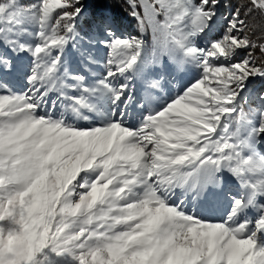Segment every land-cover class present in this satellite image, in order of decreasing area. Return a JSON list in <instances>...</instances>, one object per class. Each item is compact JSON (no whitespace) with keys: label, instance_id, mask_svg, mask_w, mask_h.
<instances>
[{"label":"snow or ice","instance_id":"snow-or-ice-1","mask_svg":"<svg viewBox=\"0 0 264 264\" xmlns=\"http://www.w3.org/2000/svg\"><path fill=\"white\" fill-rule=\"evenodd\" d=\"M123 3L0 0V264H264V0Z\"/></svg>","mask_w":264,"mask_h":264},{"label":"trees","instance_id":"trees-1","mask_svg":"<svg viewBox=\"0 0 264 264\" xmlns=\"http://www.w3.org/2000/svg\"><path fill=\"white\" fill-rule=\"evenodd\" d=\"M82 3L85 9V16L81 18L82 21L103 13L114 18L119 28H126L128 32L135 31V22L128 16L123 0H82ZM225 3H228V0H225ZM232 3L242 4L244 0H232ZM250 23L254 24L257 36L264 35V18L258 16L250 18ZM253 54L257 57L260 55L259 52ZM254 83L259 84V87H264V81Z\"/></svg>","mask_w":264,"mask_h":264},{"label":"rangeland","instance_id":"rangeland-1","mask_svg":"<svg viewBox=\"0 0 264 264\" xmlns=\"http://www.w3.org/2000/svg\"><path fill=\"white\" fill-rule=\"evenodd\" d=\"M225 4H227V3H225ZM221 13L222 14H224L225 13V9L224 8H222L221 9ZM226 14V13H225ZM117 31L120 33V34H126L128 31L126 30V28H119L118 26H117ZM195 74L193 73V76H194ZM191 77H189V78H186L184 81H177L176 83H174V84H165L164 85V90H163V93L162 94H164V92L166 91L167 93L168 92H170L171 90H173V89H177V90H179V89H181L183 86H184V84H186L187 83V79H190ZM177 86H180L179 88L177 87ZM176 93H174L173 95H175ZM167 96H171V94H169L168 93V95ZM164 99V98H163ZM163 99H161V101L163 100ZM166 99V98H165ZM260 150L261 151H264V144H262L261 145V148H260ZM198 205V204H197ZM190 209V208H189ZM191 210H193V209H191ZM195 210V209H194ZM219 211V209H216V208H212V209H210L208 206H206V205H203V204H199V207H198V209L196 210V211H199L202 215H210V214H214V212L215 211Z\"/></svg>","mask_w":264,"mask_h":264},{"label":"bare ground","instance_id":"bare-ground-1","mask_svg":"<svg viewBox=\"0 0 264 264\" xmlns=\"http://www.w3.org/2000/svg\"><path fill=\"white\" fill-rule=\"evenodd\" d=\"M226 14H227V13H226ZM226 14H225V15H226ZM221 22H222V21H221ZM99 55H100L101 58L104 56V52H103V50H99ZM258 85H259V84H256L257 87H259ZM20 86L23 87V83H21ZM177 87L179 88L180 86H177ZM179 90H180V89H179ZM179 90H177V89H173V90H171V91L168 92V93L171 94V95H173L174 93H177ZM168 93L165 91L164 94H161L162 99H163V98H164V99L167 98ZM161 102H163V100H162ZM130 111H131V110H130ZM137 118H138V117H136L135 114L133 113V119H137ZM197 204H198V205H197ZM188 207L190 208V210H191V209H195V210H197L198 207H199V203H198V202L190 203V204L188 205ZM217 213H218V210L214 212V214H217Z\"/></svg>","mask_w":264,"mask_h":264}]
</instances>
